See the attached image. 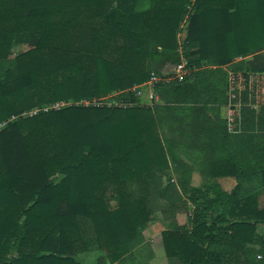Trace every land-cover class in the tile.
<instances>
[{"label":"trees","instance_id":"16d2710c","mask_svg":"<svg viewBox=\"0 0 264 264\" xmlns=\"http://www.w3.org/2000/svg\"><path fill=\"white\" fill-rule=\"evenodd\" d=\"M16 44L30 48L0 75V264H83L92 247L97 264H155L153 214L166 264H264V108L237 133L222 117L226 68L264 51V0H0V67ZM185 59L183 82L154 86L161 104L129 95ZM114 93L133 106L77 105Z\"/></svg>","mask_w":264,"mask_h":264},{"label":"built area","instance_id":"2783aa9c","mask_svg":"<svg viewBox=\"0 0 264 264\" xmlns=\"http://www.w3.org/2000/svg\"><path fill=\"white\" fill-rule=\"evenodd\" d=\"M227 71V103L223 110L225 111L224 119L227 123L229 132L237 133L242 123V112L245 108L259 113L264 108V72L248 73L237 72L233 70ZM190 71L187 68V62L182 61L180 64L173 66L168 74L159 76L153 74L150 81L143 86H136L132 91H137V96L141 98L144 96L142 88H154L158 83L170 84L175 82H183L188 76ZM147 91V90H146ZM148 96V92L146 94ZM155 96L150 95L149 100L153 101ZM106 100V99H105ZM97 100H85L79 102L77 105L99 106L96 104ZM66 104L57 103L34 111L33 114L37 115L39 112H48L49 110H59ZM102 106V105H100Z\"/></svg>","mask_w":264,"mask_h":264},{"label":"rangeland","instance_id":"374dc122","mask_svg":"<svg viewBox=\"0 0 264 264\" xmlns=\"http://www.w3.org/2000/svg\"><path fill=\"white\" fill-rule=\"evenodd\" d=\"M185 36H186L185 33L180 34L179 38H180L181 44L185 40ZM29 48H30V46L27 45V44H16V45H14V47L12 49V54L10 56L11 59H9V62L6 63V65L0 67V75L4 74L5 71L7 72V71H10V70H13V68H14V58L17 55H19V54H21L23 52H26L27 50H29ZM184 61L187 62L186 59ZM171 68H172V66H166V68H164L163 70L159 71V74H160L159 76H163L165 74H168L169 70ZM227 69L229 71L231 68L228 67V68H226V70ZM260 70H261V63H259V64L250 63L246 67V72H248V73H258ZM0 78H1V76H0ZM143 85L144 84L139 85V86H143ZM141 90L144 93V96L148 92L147 88H142ZM118 94H121V93H118ZM118 94L114 93V94H112L110 96H107V97H105L103 99L97 100L96 104L99 105V106L102 105V106H108V107H111V106L132 107L133 106L132 103L129 100L125 99V97L123 95L121 96V95H118ZM130 94L136 96L139 99V101H138L139 104H141L142 106H148L147 102L144 101L143 96L141 98H139L137 96V94H138L137 91L136 92L135 91H131L129 93V95ZM62 103L66 104L64 107H68V106L74 104L72 101H70L68 103H66V102H62ZM77 104H79V103H77ZM64 107H62V108H64ZM38 110H40V109H35L32 112H30V113H26L24 115V117L34 116L33 112L34 111H38ZM223 115H225V111H223ZM223 115H222V117H224ZM232 179H235V178L233 177ZM229 185L230 184L226 185V189H230ZM202 187H203V189H205L203 184H202ZM187 213H189V212H187ZM152 217H153V222L149 225V227H147V230L145 231V236H146L147 240H150L152 243L157 244L155 252L157 253L156 260H158V261L155 262V264H166L167 257L165 255L164 249L162 247L163 241H162V234H161L162 230H164L166 228V224L161 222V221L160 222L158 221V219H157L159 217L158 215L154 216V214H153ZM100 257H104V254L102 252L98 251V249L96 247H92V249L90 250L89 254H86V255L83 254V255L80 256L83 264H97L96 263L97 258H100Z\"/></svg>","mask_w":264,"mask_h":264},{"label":"crops","instance_id":"0c3cea01","mask_svg":"<svg viewBox=\"0 0 264 264\" xmlns=\"http://www.w3.org/2000/svg\"><path fill=\"white\" fill-rule=\"evenodd\" d=\"M236 62H242V64L244 65V68H246L250 63H253V64H256V63L259 64V63H261V70L259 72H262V71H264V51H262L260 53H257L255 55H251V56L239 58V59L236 60ZM147 89H148V96L147 95L143 96V99H144V101L147 102L148 106H153L154 104H161L162 102L160 101L159 97L155 94L154 88H151V86H148ZM151 94H153L155 96V99L153 101H150L149 100V97H150ZM223 111L224 110L222 109V115H223ZM176 151H177V153H180V150H176ZM172 175H173V178H175V174H172ZM232 178L233 177L219 178V179H217V182L221 185V187L225 191L230 192L234 188V186L236 185V180L235 179H232ZM201 181L202 180H201L200 175H198L197 173L194 174L193 181H192L193 182V185L194 186H199L201 184ZM227 184H230L229 185L230 186V189H226V185ZM258 202H259V207L261 209H263L264 208V190L261 192ZM190 213L191 212L187 213L185 211L180 212L177 215V222H178V224L179 225H182V226L183 225H186L187 224V220H188V216L190 215ZM157 219H158L159 222L160 221L162 222V220H161L160 217H158ZM163 223H165V222H163ZM165 224H166V228L164 230H162V232L165 231V230H167L168 227H169V224L168 223H165ZM263 231H264L263 228L259 229V232L260 233L263 232ZM148 241H150V240H148ZM151 245H152V248H153L154 254H155L156 253L155 251H156L157 244L151 242ZM162 247L164 249L163 244H162ZM155 257H157V253L155 254ZM259 258H261V257L259 256Z\"/></svg>","mask_w":264,"mask_h":264}]
</instances>
